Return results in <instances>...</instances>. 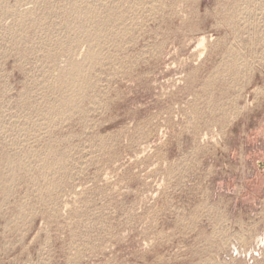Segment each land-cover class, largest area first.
Masks as SVG:
<instances>
[{"label": "rangeland", "instance_id": "374dc122", "mask_svg": "<svg viewBox=\"0 0 264 264\" xmlns=\"http://www.w3.org/2000/svg\"><path fill=\"white\" fill-rule=\"evenodd\" d=\"M159 1H96L81 110L49 117L75 0H0V264H264V0Z\"/></svg>", "mask_w": 264, "mask_h": 264}, {"label": "bare ground", "instance_id": "6f19581e", "mask_svg": "<svg viewBox=\"0 0 264 264\" xmlns=\"http://www.w3.org/2000/svg\"><path fill=\"white\" fill-rule=\"evenodd\" d=\"M96 1L97 0H81V1L80 0L76 1L75 0V2L71 3L70 14L68 15V18L66 20L65 26H66V28L70 29L71 31L73 30L75 32V34L71 35L66 40L60 39L59 41L56 42V45L58 46V50L61 53L66 54V56H65L66 57V59H65L66 71L62 72L59 75V77H58V82H59L60 89L64 92V94L62 95V97L56 98V100H55V102L53 103V106H52V108L54 110H52V111H50L48 113L49 117H53V115H56L57 113L58 114H72V112L81 110V101H82L81 98L84 95V93L86 92V89H87V87H89V84H90L88 82L89 79H84L85 78V74H86L88 69L92 68L100 60V58H101V56L99 54V52H101L100 51V47H101L102 44H105V41L108 38L107 30H109V26L111 25L110 21L113 18V16L115 15V13H113L114 10H115L114 9L115 7H112L111 5L110 6L101 5V4L99 5L98 2H96ZM99 2H100V0H99ZM108 3H110V2H108ZM159 3H160V1H159ZM154 7L157 8L156 6H154ZM28 9H29V7H28ZM35 10L36 9L31 10V11L34 12ZM35 13H36V11H35ZM70 17H72L74 19V23L73 24L70 22L71 20H69ZM237 18H239V17H237ZM235 23H237V22H235ZM91 28H93V30L90 31ZM256 34H258V30H254L252 32L253 36L256 35ZM80 40L86 41L88 43V47H87V51L85 52V54L83 56L82 61H76V58H74L73 56H75L74 51L76 49V45L79 44L78 42ZM208 40L209 39H207L206 36L201 35L199 37V40H198L199 42L197 41L198 42L197 44H199V46L200 45H205V43ZM252 44H254V43H252ZM238 52L239 51H237L234 48L227 49L226 54H224L226 56V59H223L224 61L221 62V64L218 65V67L216 66L217 69H219L221 71L223 69H226V67H231L233 64L235 66V64H236L235 61L243 60L242 55L238 54ZM217 69H216V75H214V77H216V78L218 76V74H217L218 70ZM236 72H234L233 75ZM222 75H224V74H222ZM214 80L215 79L213 78L210 81L213 82ZM209 85H211V82L209 83ZM37 124H40V122L37 123ZM13 125L16 127L18 125V123L14 122ZM40 125L48 127V125H50V124L42 123ZM51 163L52 164L61 163V157L58 160H55V161H53ZM262 241H263L262 237L259 236V237L256 238L255 242H258L259 244H261ZM232 246H233L232 248H236L234 244ZM232 250H234V249H232Z\"/></svg>", "mask_w": 264, "mask_h": 264}]
</instances>
